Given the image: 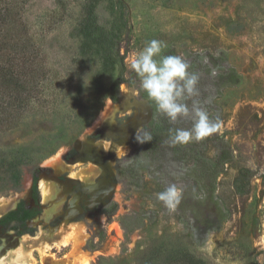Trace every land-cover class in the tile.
Returning a JSON list of instances; mask_svg holds the SVG:
<instances>
[{
	"label": "rangeland",
	"instance_id": "rangeland-1",
	"mask_svg": "<svg viewBox=\"0 0 264 264\" xmlns=\"http://www.w3.org/2000/svg\"><path fill=\"white\" fill-rule=\"evenodd\" d=\"M84 3L29 0L24 6L28 33L22 36L28 38L24 45L32 64L26 71H31L34 92L24 111L13 117L5 115L0 123V163H23L20 190L0 192V202L19 199L16 195L30 190L33 177H40V168L52 167V160L66 164L64 158L76 143L88 144L98 130L130 124L138 125V130L130 143L118 144L100 136L114 146L112 150L93 144L114 170L116 184L109 209H116L113 215H90L76 218L69 227L63 225L61 228L73 229L66 246L58 242L61 229L53 233L46 227L61 211V207L56 211L57 206H62L68 193L58 182L43 177L58 187V194L45 201L43 223L47 225L41 228L53 247L45 255L33 251L26 264H144L150 257L159 258L154 256L159 251L167 255L177 249L187 250L207 264H264V0H102L97 12L104 21L115 20L122 28L118 52L127 80L132 82L121 86L117 103L107 91L115 69L101 53L81 51ZM154 39L166 45L162 55L180 56L187 63L193 54H225L227 63L242 77L241 84L223 87L203 109L211 120L217 116L216 132L229 143L234 157L216 184L215 197L226 219L202 243L193 239L191 227L194 219L205 222L209 215L201 204L184 215L157 199L158 193L175 185L181 198L203 201L201 186L191 175L192 161L171 177L150 175L144 167L140 186L128 176L118 178V162L133 154L137 138L143 140L146 134L152 109L158 110L130 68V59ZM4 100L8 104L9 99ZM120 145L124 153L118 155L115 148ZM181 145L211 161L218 154L213 140L203 148L198 141ZM243 170L250 172L247 178L241 175ZM7 177L6 168H0V186ZM238 181L243 182L244 191L236 188ZM63 193L66 197L61 200ZM70 203L76 206L78 199L72 195ZM137 216L143 217L144 224L128 232L126 228L135 224Z\"/></svg>",
	"mask_w": 264,
	"mask_h": 264
},
{
	"label": "trees",
	"instance_id": "trees-1",
	"mask_svg": "<svg viewBox=\"0 0 264 264\" xmlns=\"http://www.w3.org/2000/svg\"><path fill=\"white\" fill-rule=\"evenodd\" d=\"M102 0H85L83 5V18L80 23V33L82 37L81 51L87 55L101 53L105 56V61L115 69V77L108 86L109 98L117 103L120 99V89L125 83H129L126 77V67L118 52V38L121 33V26L117 23L104 21L103 17L97 12V8ZM29 0H0V123H3L5 115L14 116L20 111H24V107L28 106L34 92L31 84V71L29 67L32 65L26 56L27 47L24 41L28 38V28L24 25V6ZM22 37L24 40H22ZM27 39V40H26ZM189 64V72L198 76L197 90L198 94L182 100V103L188 105L190 115L188 117L178 118L175 122L162 114L159 110L153 111L150 124L146 128V134H150L152 139L146 143H139L133 154L123 158L118 162V178L128 176L132 183L140 186L142 176L140 170L144 167L150 175L163 173L171 177L176 171H180L186 162L192 161L191 175L198 180L204 199L201 202H193L185 198L180 199L176 206L184 215L194 212L200 207V204L208 211L209 215L205 222L193 221L192 237L194 240L202 243L212 231L218 230L226 215L220 209L215 197L217 190V179L223 172L225 165L233 159V152L229 143L221 139L215 131L204 139L198 141L200 148L205 147L210 140H213L218 146V154L213 161L193 154L190 148L181 144L172 145L170 143V133L177 128L186 129L189 125H193V115L191 108L193 101L198 102V106L205 109L206 104L209 105L210 98L219 94L225 86H236L241 84V75L227 63L226 55L213 54H193ZM43 70V69H42ZM44 76L46 72L43 70ZM42 74V75H43ZM5 97L9 99L5 104ZM10 109V112H8ZM2 117V120H1ZM7 118V117H5ZM213 122H217V116L212 118ZM28 163H33L32 158H27ZM23 163L13 160L5 167L8 172L6 183L0 186V192L19 191L22 184ZM28 165V164H27ZM38 169V167H36ZM242 176L247 178L250 175L248 170L241 172ZM36 181V177H35ZM243 189V182L238 181L236 188L240 191ZM247 191V190H246ZM4 192V193H5ZM116 206L112 210L108 209L106 213L113 215ZM197 215L196 217H199ZM144 224L142 216L135 218V224L127 227L129 231L140 227ZM161 259L150 257L144 264H207L202 259L196 258L187 250L177 249L176 251L163 255L160 251L154 255ZM156 260H159L156 261Z\"/></svg>",
	"mask_w": 264,
	"mask_h": 264
},
{
	"label": "clouds",
	"instance_id": "clouds-1",
	"mask_svg": "<svg viewBox=\"0 0 264 264\" xmlns=\"http://www.w3.org/2000/svg\"><path fill=\"white\" fill-rule=\"evenodd\" d=\"M165 47L162 41L155 39L149 41L130 59V68L139 77L141 88L156 104L157 109L170 122H175L178 118L190 115L188 105L181 101L198 94L196 86L199 78L195 73L189 72V64L180 56L162 55ZM191 114L194 120L192 128L172 130L170 133L172 145L200 141L217 130L218 122H213L196 101H193ZM151 139V135L148 134L144 140L137 138V142L146 143ZM181 195V190L172 185L158 193L157 199L169 210H174L180 202Z\"/></svg>",
	"mask_w": 264,
	"mask_h": 264
},
{
	"label": "flooded vegetation",
	"instance_id": "flooded-vegetation-1",
	"mask_svg": "<svg viewBox=\"0 0 264 264\" xmlns=\"http://www.w3.org/2000/svg\"><path fill=\"white\" fill-rule=\"evenodd\" d=\"M118 126L120 127V125H117V127ZM100 136H102V133H99L91 138H94L96 139V142H99L102 140ZM78 156L79 152L75 147L65 156L64 159L67 162L66 164L73 165L72 162ZM100 170L101 173L96 178L92 188L86 189L84 184H82V188H78L76 186L77 184L74 182L78 179L69 177L70 175L67 173L68 171L56 173L53 167L40 168L41 175L40 177L38 174L35 176L36 181L35 177H33V183L30 190L28 192L21 193L20 195H16L20 196V198H14L16 199L15 205L8 212L0 215V258L5 257L9 252L12 253L14 250L18 249L20 244L26 238H36L40 233L42 224H45L43 223V210L46 203L42 198L43 196L39 188V182L44 176L49 178L52 174L57 176V180L59 182L57 180L53 181L58 182L62 190L68 193V196L61 206V211L54 214V217H52V220L49 222L50 224L46 227L53 233L61 229L63 225L69 227L72 224H75L74 221L76 218L80 219L87 218L90 215H100L101 213L105 214L111 206V199L115 189V185L113 188V184H116V179L115 175L114 177H110L108 180L109 184L107 185L106 172L102 168H100ZM68 180L72 181L66 184ZM72 195L78 199V204H76V206H73L70 203ZM70 196L71 199H68ZM53 249H55V247Z\"/></svg>",
	"mask_w": 264,
	"mask_h": 264
},
{
	"label": "bare ground",
	"instance_id": "bare-ground-1",
	"mask_svg": "<svg viewBox=\"0 0 264 264\" xmlns=\"http://www.w3.org/2000/svg\"><path fill=\"white\" fill-rule=\"evenodd\" d=\"M112 142V140L110 139ZM89 143V142H88ZM121 144V142H119ZM104 147L106 151L112 150L111 147L112 144L106 142V141H99L96 143V147L98 146ZM93 146V147H94ZM115 153L118 155L123 154L124 147L123 146H117L115 148ZM110 152V151H109ZM103 153V152H102ZM104 154V153H103ZM63 163V162H62ZM57 162V160H52L51 164L52 167L57 170V171H68L69 177L78 179L81 181L82 184H84L85 188H92L96 178L98 175L101 173V170L98 165L94 163H88L86 168H84V163L83 162H78L74 165L72 164H62ZM77 167L78 171L74 172V168ZM49 178V177H48ZM48 178H42L39 182V188L41 190L44 202L48 201L49 199H53L54 196H56L57 193V185H55L50 179ZM70 178V179H71ZM66 197V194H61L60 199L64 200ZM16 203V200H5L3 202H0V215L8 212ZM61 207V204L57 206L58 211ZM61 231L63 232V236L59 239V243L61 245L68 244L69 238L73 234V229L70 228L66 230L65 228H61ZM47 235L43 230H40V233L38 236L34 239L32 238H26L18 247V249L14 250L12 253L9 252L7 256L0 258V264H26L27 258H31L32 252L37 251L41 255H45L46 252L53 247V245L49 242L46 241ZM27 240V241H26ZM57 242V244H58ZM24 248H28V251H25Z\"/></svg>",
	"mask_w": 264,
	"mask_h": 264
},
{
	"label": "water",
	"instance_id": "water-1",
	"mask_svg": "<svg viewBox=\"0 0 264 264\" xmlns=\"http://www.w3.org/2000/svg\"><path fill=\"white\" fill-rule=\"evenodd\" d=\"M151 109V107L149 106ZM152 116V113H151ZM138 130V125L132 124L129 126H124V127H117L111 129L110 127L104 128L102 130H98L94 135H98L100 132H102V138H108L111 139L112 142H116L118 144L128 142L130 143L135 136L136 132ZM89 143L88 144H82L80 141L76 143V149L79 152V156L72 162V163H78V162H83V163H94L98 165L100 168H102L106 172V180H107V185L108 180L110 177H114V170L112 169L111 165L108 162V158L101 152H98L94 149L93 143L96 142V139L94 138H89L88 139ZM50 178L52 180H57V176L54 174L50 175ZM58 181V180H57ZM72 180H68V183H70ZM59 182V181H58ZM77 185L78 188H82V183L80 180H75L74 181ZM113 184V188H114ZM66 186V185H65ZM111 187V186H110ZM112 188V187H111ZM112 188V189H113ZM77 191V190H76ZM78 193V192H77Z\"/></svg>",
	"mask_w": 264,
	"mask_h": 264
}]
</instances>
